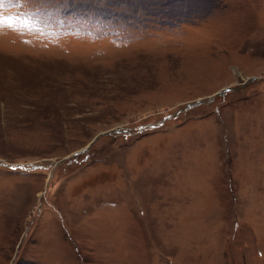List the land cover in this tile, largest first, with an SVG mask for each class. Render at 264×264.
Instances as JSON below:
<instances>
[{
  "label": "rangeland",
  "instance_id": "obj_1",
  "mask_svg": "<svg viewBox=\"0 0 264 264\" xmlns=\"http://www.w3.org/2000/svg\"><path fill=\"white\" fill-rule=\"evenodd\" d=\"M0 264H264V0H0Z\"/></svg>",
  "mask_w": 264,
  "mask_h": 264
},
{
  "label": "water",
  "instance_id": "obj_2",
  "mask_svg": "<svg viewBox=\"0 0 264 264\" xmlns=\"http://www.w3.org/2000/svg\"><path fill=\"white\" fill-rule=\"evenodd\" d=\"M194 103V102H191V104Z\"/></svg>",
  "mask_w": 264,
  "mask_h": 264
}]
</instances>
